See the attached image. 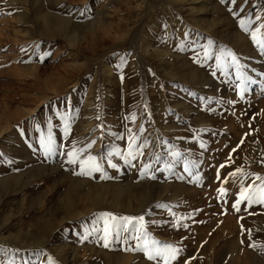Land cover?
Returning <instances> with one entry per match:
<instances>
[{
  "label": "rangeland",
  "instance_id": "rangeland-1",
  "mask_svg": "<svg viewBox=\"0 0 264 264\" xmlns=\"http://www.w3.org/2000/svg\"><path fill=\"white\" fill-rule=\"evenodd\" d=\"M262 26L264 0H0V264H163L134 225L105 247L108 212L171 264H264V205L233 208L260 181L229 175L264 177Z\"/></svg>",
  "mask_w": 264,
  "mask_h": 264
},
{
  "label": "snow or ice",
  "instance_id": "snow-or-ice-1",
  "mask_svg": "<svg viewBox=\"0 0 264 264\" xmlns=\"http://www.w3.org/2000/svg\"><path fill=\"white\" fill-rule=\"evenodd\" d=\"M221 2H224V0H221ZM232 2L235 3L236 0H232ZM233 15L238 16L239 14L234 12ZM256 19L259 20L260 17L257 16ZM251 23H253L251 18H247V19L242 18L239 20V25L245 32L249 31L248 25ZM259 32H260V28H257L255 31L251 32V38L260 46L261 49H264V39L258 38L257 34ZM45 55H50V54H45ZM205 55L207 56V53H205ZM41 59H43V57H41ZM233 61L236 62L235 58H233ZM237 87L240 89V94L243 95V92L245 91L244 81L242 80L241 84H238ZM65 131L67 134L68 131L67 125ZM136 139L137 138L135 136L129 137L130 143H129L128 156L132 157L133 159H135L136 155L139 154L137 152L132 151V149L135 147ZM53 144L54 141L52 140L51 135H49L47 139L41 136L40 146L45 151L47 152L54 151ZM87 147L91 148L92 145L89 144L87 145ZM84 151L85 149H76L75 147H73V149L67 153V157H68L67 163L73 165L79 163L81 171L77 173L78 175H90L92 172H102L101 165L97 161L96 156L88 155L84 159L80 158ZM147 167L148 165H145V168ZM220 167L223 168L225 167V165H221ZM238 174H240L241 176L255 175V180H259L260 183L259 184L253 183L245 186L243 180H241L238 198L233 204V208L236 211H240L239 205L243 202H247L248 206H251L253 204L264 205V177L259 176L258 174H245L243 172V169H239V168L236 169L234 172L229 173L231 177H236ZM217 178H219V175ZM218 191L221 193V195L225 194L226 192V190L223 187L218 189ZM101 216L104 218V228H103L104 236L102 238L105 241L104 243L105 247H108L109 245L108 237L110 235L114 233L115 236L119 238L121 232L129 230V225H134L135 226L134 230L138 233V235L133 236L131 238L139 241L136 245V248L138 250H141L144 253V255L148 258V260L156 261L158 258H160L163 260V264H171V261L176 259L180 249L173 246L172 244L161 245V243L158 240L151 238L149 233H147L145 229V217L143 215L138 217L135 216L117 217L113 213L108 212V213H102Z\"/></svg>",
  "mask_w": 264,
  "mask_h": 264
}]
</instances>
